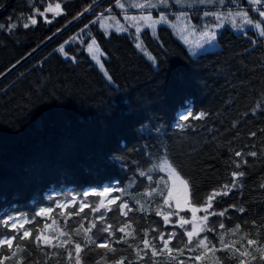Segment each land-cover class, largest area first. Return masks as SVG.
Segmentation results:
<instances>
[{"label": "trees", "instance_id": "trees-1", "mask_svg": "<svg viewBox=\"0 0 264 264\" xmlns=\"http://www.w3.org/2000/svg\"><path fill=\"white\" fill-rule=\"evenodd\" d=\"M56 3L61 5L58 14L46 11ZM116 3L0 0V239L14 234L2 225L13 217H25L30 223L24 228L31 230L29 237L14 240L12 249L0 248V253L10 255L21 243L24 251L17 256L22 257V264H69L65 248L35 242L36 235L52 238L60 229L81 243V264H114L121 256L126 257L124 264H176L166 255L149 254L139 260L133 250L137 244L143 248V230H148V239L158 247L161 242L152 241V229L164 233L165 239L176 233L169 247L184 248L187 242L188 224L181 228L175 216L166 224L156 214L158 207L164 213L175 210L158 194L168 192L167 172L158 167L167 157L188 181L193 206L204 205L211 193H223V186L229 185L227 194L215 196L208 209L209 213L224 211V216L209 215L206 225L215 230L200 233L216 250L204 253L199 261L194 259L199 252L188 248L182 256L173 255L185 264H239L238 255L220 247V235L226 229L241 225L237 235L224 236L226 242L239 240L247 232L264 244V37L252 28L242 31L225 26L217 35L218 47L194 56L169 25L161 24L156 38L149 28L140 33L153 63L137 49L129 31L106 32L97 22L99 13H120ZM240 5L249 3L245 0ZM29 17L37 23L32 25ZM12 24L16 27L10 28ZM77 33L85 43L96 40L105 53L103 64L111 79L92 61L84 45L70 42L66 46L75 60L58 52V46ZM258 103L262 106L257 107ZM185 111L206 115L184 121L180 117ZM236 151L244 153L243 157L235 156ZM253 151L256 156L247 155ZM235 162H241L239 169ZM240 171L244 176H232ZM234 181L236 187H231ZM109 187L111 198L98 195ZM72 197L77 199L67 203ZM101 200L112 209L105 219L113 231L125 221H131L136 230L135 238L118 242L130 229L109 237L97 231L101 227L97 222L88 235L98 243L108 238L114 253L94 245L85 247L83 232H72L81 223L88 228L104 211L92 212ZM64 201L63 207H57ZM81 201L85 207L77 215ZM122 203L132 208L126 217L117 211ZM45 208L51 209L48 215H37ZM180 212L187 217L190 210ZM221 222L224 229L219 227ZM241 243L246 245L241 241L236 247L241 248ZM249 250L257 258L245 257L246 264H264L260 253ZM5 264H16V258Z\"/></svg>", "mask_w": 264, "mask_h": 264}, {"label": "snow or ice", "instance_id": "snow-or-ice-1", "mask_svg": "<svg viewBox=\"0 0 264 264\" xmlns=\"http://www.w3.org/2000/svg\"><path fill=\"white\" fill-rule=\"evenodd\" d=\"M159 2L161 4H167V0H159ZM177 2H179V0H177ZM202 2H207V0H202ZM224 0H220V3H223ZM250 2L253 5H261V7H264V4H262V0H250ZM117 3L119 4V6L121 8L124 7L123 4L119 3V0H117ZM136 7H155L156 5L151 4L150 2L148 4H137L135 5ZM61 8V5L59 3H56L55 6L53 7V5L49 4L46 11L47 12H59ZM37 12H39V14L41 16H44V12H40L39 9H36ZM257 11L259 12V15L261 17H264V11H261L259 8L257 9ZM213 15L214 18L217 21H220V23L216 24L214 27L215 28H219L223 25V21L225 19H229L231 21L232 27L234 28H239L241 27V25H238L236 22V17H240L242 20V24H247V25H253V21L252 19L249 18L248 13L246 11H237L236 13H231L228 12L226 15H222L221 13L218 12H214V13H208L205 12L204 15ZM186 13H182V16H185ZM101 16H103V14H101ZM97 19H100V17H98ZM132 20H137V19H141V20H145V21H149L151 19V17H140V18H136V17H131ZM29 20L31 22L32 25H35L37 23L36 19L34 17H29ZM161 20H165L166 22V18L162 15L161 16ZM51 22V21H49ZM156 22H153L151 25L149 26H154ZM25 28H27L29 26V24L25 23L23 25ZM0 27H3L2 25H0ZM16 25L12 24L10 26V28H15ZM254 27L259 28L260 29V35L262 37H264V28L261 27V25L259 23H256L254 25ZM117 31H126V29H123L122 27H118ZM137 33H139L140 28L137 27L136 29ZM204 36H207L209 38L210 41L215 40L216 39V35L217 33L215 31H207L203 33ZM92 44H95V40L92 41ZM137 47H140V45L138 44ZM90 53L93 52V48L92 46H89L87 49ZM61 52L64 51L63 47H61L60 49ZM94 59H96L99 62V57L97 56H93ZM74 59V58H73ZM101 68H103V65H100ZM107 75V73H105ZM109 79H111V77H108ZM264 103V102H262ZM262 104L258 103L257 107H261ZM206 114L201 112L195 116H193V114L191 113V111H186L184 114L181 115L180 119L187 121L189 119V117H192L193 119H201L205 116ZM181 128L185 127L184 124L179 125ZM252 136H255L256 133L252 132L251 133ZM244 153H242L241 151H236L235 152V156L237 157H243ZM247 155L250 156H256L257 153L256 152H249L247 153ZM242 163L247 164L246 160L242 159ZM235 166L236 168H240L241 167V162H235ZM160 171H164L168 173V178L173 180V181H179L180 184H182L184 186L185 189H187L188 187V181L183 179L179 172H177L176 168L172 165V163L170 162V160L165 157L163 159V161L158 165ZM141 175H146L148 180H152V176L148 173H144L142 172ZM232 176L234 178H239L244 176V172L240 171V172H233ZM161 181L165 184L168 183V180H166L164 177L160 178ZM174 187V184H173ZM231 187H236V183L235 181L233 182V184L231 185ZM261 187H264V184L261 185ZM223 189L225 191H223V193L218 192V191H214L213 193H211L208 197L207 200L205 202V206L203 207V211L205 212V215L201 218L202 224L198 225L196 223H193V221L190 220H185L184 217H180V227L183 228L185 226V224H189V223H193V227L191 230H188L186 232L187 235V242L184 245V248H188L189 251H193V252H199L198 255H196L194 257V259L196 261L201 260L202 256L204 253L208 252V251H215L216 250V245L212 244L211 247H209V244H211L210 241H208V237L207 236H203L202 238L200 237V233L204 232V231H208V232H212L215 229L214 228H209L206 225V222L208 220V216L209 215H220V216H224L225 212H208V209L212 207V200L215 198V196L217 195H221V194H227V189H229V185H224ZM110 189H104V192H109ZM120 191H123V189H121ZM161 196H164V204L167 205L169 208L172 207V205L169 203V200L172 197V192L171 190H169L167 193L160 191L158 193ZM85 196H87L88 194L85 193ZM98 195H103V193H98ZM147 195L151 196L152 192H148ZM77 198L76 197H72L71 200H68L67 203H72L73 201H75ZM109 204L113 203L112 200L108 201ZM137 203H139V201H137ZM64 204L58 203L57 207H63ZM85 207V203L84 201L80 202V207L78 212L76 213L77 215L79 214V211H83ZM177 207H179V202H177ZM234 207V206H233ZM101 209H104L103 212H101ZM125 209H127V211H125ZM140 211L144 210V206L141 205L140 206ZM201 209L197 208V207H192L191 208V212L193 214V219H195V213L197 211H200ZM112 211L111 208L107 207V205L104 203L103 200L99 201V203L92 208V212H101V214L95 218V220L90 222V226L88 228H85L83 223L80 224V226L78 228H75L72 230V232H74L75 235H81V233L83 232L84 234V239L86 240V244L85 247H87L88 245H94L96 248H107L109 252H116V249L111 247L109 244V239L105 238L103 239L101 242H97V239H93L92 235H88V233H91L92 229L96 228L97 226V222L101 223V227L99 229H97L98 232L100 233H109V237L111 236H115V232H121V233H125L126 229H130V231H128L126 233V235L124 237H120L118 242H126L127 237L129 236H133V234L135 233V229L132 228V223L131 221H125L123 224L118 225L116 230L113 231L112 229V224L108 223L105 219L106 217V213ZM117 211L120 212L123 216H128V213L130 211H132V208H130L128 206L127 203H122L118 206ZM227 211V210H225ZM238 211H240L241 213L244 212L243 208H239ZM51 212V209H41V211L37 214V215H41V216H46ZM156 214L157 215H161L163 217V220L166 224L170 223L169 217L171 215H173L174 213L172 212H168L167 214L164 213V211L161 208H157L156 209ZM30 223L29 220L24 219L23 221L20 220V218H12L11 220H5L2 222L3 227L6 228H10L14 234L12 235H5L2 239H0V248H6V249H12L13 248V241L19 239V241H23L25 238L30 236V229H26L24 228V225ZM55 223V221H54ZM219 227L221 229L225 228V225L221 222L219 224ZM22 230V231H21ZM59 235L49 238L48 236H44L43 234H38L35 236V242L39 243L43 242L44 245H50L52 247H56V248H65L67 250V258L69 261V264H72V261L74 259V264H81V252L83 251L82 247H81V243L79 242H74L71 239V235L72 233L70 232H66L60 229L56 230ZM241 231V225L237 224L234 228H229L225 230V233H222L220 235V239H219V244L220 247L224 250L230 251L232 252L234 255H238L239 259V264H246L245 261V257H248L250 260H255L257 257L253 254V251H250L249 249H253L255 252L260 253V259L264 260V244L258 243L257 239L254 238H250L249 234L247 232L243 233L239 240H229V241H225L224 236L226 234H230L232 236L237 235L238 233H240ZM152 233H154L152 235V241H160L161 244L158 247L155 243L150 242V240L148 239L149 236V232L148 230H143V239L140 241V243L143 245V248L140 247L139 244L135 245V247L133 248V250L135 251L136 257L139 260H143L146 256H148L149 254L151 255V257H156L158 255H166L168 256L171 260H175L176 264H185L184 260H180L178 259V257L176 255H173L174 252L179 253L180 256H182L184 254V248H173V247H169L171 241L176 237V233L172 232L168 234V238L165 239V234L162 232L157 231L156 229H152ZM182 235H184L182 233ZM60 237H68V239H60ZM133 238H135L133 236ZM53 239L59 240V243L57 244H53ZM241 241H246V245L241 243V248H243V251H241V248H237L236 244L240 243ZM72 244L73 245V249L68 250L67 249V245ZM129 247H133V245H129ZM91 250V249H90ZM24 248L21 246V243H17L15 246V250L11 251L10 255H4L3 253H0V264H5V261L11 260L13 258H16V264H22V257L17 256L18 252H23ZM141 253H143V255H141ZM53 255H59V253H54ZM126 259V257L121 256L118 260H116L114 262V264H124V260ZM129 264H132V262L130 261ZM158 264V262H157Z\"/></svg>", "mask_w": 264, "mask_h": 264}, {"label": "rangeland", "instance_id": "rangeland-1", "mask_svg": "<svg viewBox=\"0 0 264 264\" xmlns=\"http://www.w3.org/2000/svg\"><path fill=\"white\" fill-rule=\"evenodd\" d=\"M241 1L245 0H224L223 3H220V0H207V2H202V0H179V2H177V0H167V4H161L159 0H119V3L124 5V7L121 8L119 4L116 3L118 9L117 11H120V13L116 11L99 13L97 18L100 17V19L96 20L106 32H109L110 30H117L118 27H122L123 29H126V31H129L135 38L136 47L138 44L140 45V47H137V49L154 63L153 55L145 48L140 36V33L144 28H149L152 36L156 38L158 26L161 24L169 25L171 23L170 25H172L173 28L170 25L169 26L174 29L173 31H175V34L188 48L189 52H191V54L194 56L200 52L218 47L219 44L217 42V35L225 26H228L234 30L242 31L252 28L257 31V35L259 36L260 29L254 27V25L259 23L261 27L264 28V17H261L257 11L258 8L261 11H264V7H261V5H253L250 0H246L249 3V6H242L240 5ZM149 2L156 6H147L143 8L135 6L137 4H148ZM231 4H235V6H232ZM54 6L55 5H53V7ZM175 7L177 9L183 8L184 10H173ZM241 10L248 13L249 18L253 21V25L242 24L241 18L237 16L236 22L238 25H241V27L234 28L232 27L231 21L229 19H225L221 27L215 28L214 26L220 23V21H217L211 14L207 16L204 15L205 12H218L222 15H226L228 12L234 14ZM182 13H186V15L182 16ZM101 14H103V16H101ZM162 15L166 18V22L165 20H161ZM131 17H151V19L149 21L141 19L132 20ZM153 22H156L154 26H149ZM137 27L140 28L139 33L136 31ZM207 31H215L217 33L216 39L210 41L207 36H204L203 33ZM93 40L95 39L92 38L87 43H85L83 42L82 34L77 33L71 39L58 46L57 50L64 57L75 60L74 55L70 54L66 50V46L70 42L84 45L83 47L92 61L95 62L104 73H107L103 64L105 53L100 48L96 40L95 44H92ZM89 46H92L93 48V52L91 53L87 50ZM61 47L64 49L63 52L60 51ZM94 55L99 57V62L93 58ZM101 64L103 65V68H101ZM106 76L109 77L108 73ZM107 189L112 190L111 187ZM169 190L172 192V197L169 200V203L175 210L166 211L165 214L168 212L174 213L169 218L175 216L179 223H181L180 217H184L185 220H190L193 221V223L203 226L201 218L205 215V212L203 211L205 204L198 207L190 204L188 199V189H185L178 180L173 181L169 179L168 191ZM102 193L107 194L109 198L112 197V195L108 194L109 192L105 193L104 189L102 190ZM177 202H179V207H177ZM65 203L66 201L63 202V204ZM192 207L201 209L195 213V219H193V214L191 212ZM185 209L190 210L189 216L187 217L185 215L183 216L180 212L181 210ZM13 218H20L21 221L25 219L23 216ZM193 223L188 224L191 229L193 227Z\"/></svg>", "mask_w": 264, "mask_h": 264}, {"label": "crops", "instance_id": "crops-1", "mask_svg": "<svg viewBox=\"0 0 264 264\" xmlns=\"http://www.w3.org/2000/svg\"><path fill=\"white\" fill-rule=\"evenodd\" d=\"M170 24H171V23H170ZM170 24H169V25H170ZM170 26L172 27V25H170ZM172 28H173V27H172ZM173 30H174V29H173ZM174 32H175V31H174ZM190 53H191V52H190Z\"/></svg>", "mask_w": 264, "mask_h": 264}]
</instances>
